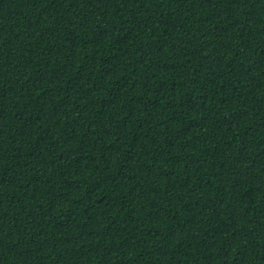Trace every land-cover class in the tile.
Listing matches in <instances>:
<instances>
[{"label": "trees", "instance_id": "obj_1", "mask_svg": "<svg viewBox=\"0 0 264 264\" xmlns=\"http://www.w3.org/2000/svg\"><path fill=\"white\" fill-rule=\"evenodd\" d=\"M0 264H264V0H0Z\"/></svg>", "mask_w": 264, "mask_h": 264}]
</instances>
